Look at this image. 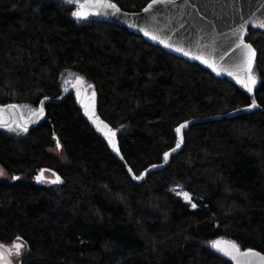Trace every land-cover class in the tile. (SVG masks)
Masks as SVG:
<instances>
[{"label": "trees", "instance_id": "1", "mask_svg": "<svg viewBox=\"0 0 264 264\" xmlns=\"http://www.w3.org/2000/svg\"><path fill=\"white\" fill-rule=\"evenodd\" d=\"M150 1L108 0L129 12ZM75 2L0 0V106L43 102L26 132L0 128V245L22 243L21 264H233L216 240L264 254V31L245 39L256 106L217 118L252 105L237 79L109 19L77 20ZM68 74L91 86L118 152L64 89Z\"/></svg>", "mask_w": 264, "mask_h": 264}, {"label": "water", "instance_id": "2", "mask_svg": "<svg viewBox=\"0 0 264 264\" xmlns=\"http://www.w3.org/2000/svg\"><path fill=\"white\" fill-rule=\"evenodd\" d=\"M152 3L153 0L136 12L120 9L116 12L114 9H104L100 18L109 19L129 32L142 37L145 42L161 48L174 57L207 68L218 77L236 79L235 76L229 75L228 71L235 70L234 66L240 57V49L236 48L237 35L234 34L238 32L240 25H245L244 41L249 29L264 31V28L259 27V24L264 22V0H171L169 3H160L149 8ZM146 8H149L147 12ZM145 32L149 35L146 36ZM152 36L157 39L153 40ZM177 48L182 51H177ZM204 60L214 63L216 70L214 71L204 63ZM241 75L244 77V73H240ZM246 91L253 105L252 92L247 89ZM42 105L43 102L40 107ZM252 105L217 118L236 116L243 111L254 109ZM4 109L9 112L15 107L7 106ZM41 114L43 112H40L39 116ZM88 121L99 134L108 138L93 121ZM34 122H37V117ZM117 156L122 161L120 155L117 154ZM40 175L42 177L43 172ZM175 191H178V188ZM240 259L243 260V257ZM232 262L236 264L235 261L232 260Z\"/></svg>", "mask_w": 264, "mask_h": 264}, {"label": "snow or ice", "instance_id": "3", "mask_svg": "<svg viewBox=\"0 0 264 264\" xmlns=\"http://www.w3.org/2000/svg\"><path fill=\"white\" fill-rule=\"evenodd\" d=\"M67 2L72 3L73 0H67ZM171 0H153V3L149 5V8H152L153 5H158L160 3H169ZM77 3V10L73 12V16L77 19H87L88 16L91 14L93 10H96V14H100L101 9H107L111 8L114 9L116 12H119V9L114 3L108 2V0H76ZM149 8H146L145 11L147 12ZM259 27L264 28V22H261L259 24ZM245 31V25L241 24L240 29L237 33H234L237 35L238 43L236 44V48L240 49V57L238 58L237 63L235 64V70H229L228 74L235 76L237 81L242 84L244 88H246L249 92H252L255 85H256V79L252 75V66L253 62L255 60V49L253 46L249 43H246L243 38V33ZM145 35H149V33L145 32ZM153 40L157 39V37L152 36ZM163 43V41H161ZM168 47L169 45H165ZM177 51H182V49L177 48ZM185 55H188L187 52H184ZM204 63L208 64L209 67L213 68L215 71V64L209 63L208 60H204ZM240 73H244L243 79L240 77ZM76 84L83 85L84 81L83 78L77 77ZM91 87V86H87ZM92 97L94 98V91L91 93ZM83 103V100H82ZM253 107H255V102H253ZM14 107V106H13ZM84 108L86 109V113L89 115L90 119H93V122L96 123L95 118V112L92 104V100H89L88 103H84ZM40 112H43V107L40 108ZM100 129V131L104 132V134L108 137V142L112 145V147L118 152L119 148L117 147L115 143V136L116 132L113 131L107 124H104L102 121H100L97 125ZM186 127V125H180L175 129L177 133H181V130ZM23 131H27V128L25 127ZM183 140V136L181 135V142ZM59 147V143L57 144ZM177 147H179V143L177 144ZM169 156V153H165L164 159L167 161ZM122 158V157H121ZM131 171V169H129ZM135 179H142L143 177H134ZM39 180L40 177H37ZM183 196L186 200H188L191 203V197L187 192L183 193ZM191 206L193 208H196L195 203H191ZM20 239L19 237L17 238ZM211 246L218 252H220L222 255L231 258V260L235 261L236 264H264V255H261L259 252H255L252 250H248L245 252H241L239 247L231 241H221L216 240L211 242ZM23 244L22 243H16L13 245V248L16 251V254L19 255L20 250L22 249ZM12 254V249H5L3 245H0V264H10V261L7 259L8 256ZM240 257H243V260L240 259Z\"/></svg>", "mask_w": 264, "mask_h": 264}, {"label": "rangeland", "instance_id": "4", "mask_svg": "<svg viewBox=\"0 0 264 264\" xmlns=\"http://www.w3.org/2000/svg\"><path fill=\"white\" fill-rule=\"evenodd\" d=\"M109 9V8H107ZM111 9V8H110ZM100 15L96 14L95 10L91 12V14L88 16V18L91 17H98ZM75 18V17H74ZM87 18V19H88ZM76 19V18H75ZM80 20H86V19H80ZM76 76H73L71 74H68L64 78V89L67 91L73 90V92L76 94V98L80 99L81 104L84 106V103H88L89 100H92V95L91 93L93 92L90 87H87L85 82L83 85L76 84ZM242 86V84H239ZM83 100V103H82ZM85 109V108H84ZM86 111V109H85ZM40 113V108H34L29 105H16L15 109H10L9 112H7L3 107L0 106V128L3 130L10 132V133H15V134H22L25 131L23 129L28 127V125L32 124L34 120L37 117V120H41L42 116H39ZM19 116V117H18ZM11 117V119H10ZM19 118V119H18ZM96 118V125L100 122V120ZM93 121V119H90ZM99 128V127H98ZM104 134V132H102ZM105 135V134H104ZM51 152L59 157L62 158V153L60 152V148L55 146L54 148L51 149ZM8 175L4 172V170L0 167V178H7ZM42 182L48 183L53 180L51 174H44L41 178ZM183 201L190 203L188 200H186L183 196L184 191L179 189L178 191L175 192ZM191 197V195L189 194ZM191 203H192V198H191ZM190 203V205H191ZM192 207V206H191ZM222 241V240H221ZM4 246V245H3ZM5 249H9L6 246H4ZM24 254V249L20 250L19 255L16 254V251L14 248H12V254L7 257V259L10 261V264H21V258Z\"/></svg>", "mask_w": 264, "mask_h": 264}, {"label": "flooded vegetation", "instance_id": "5", "mask_svg": "<svg viewBox=\"0 0 264 264\" xmlns=\"http://www.w3.org/2000/svg\"><path fill=\"white\" fill-rule=\"evenodd\" d=\"M152 1V0H151ZM82 2V1H81ZM75 6H76V9H75V11L77 10V3L75 2V3H73ZM102 10H104V9H101V10H99L100 11V14H98V15H101V12H102ZM95 12H96V10H95ZM98 17H100V16H98Z\"/></svg>", "mask_w": 264, "mask_h": 264}]
</instances>
